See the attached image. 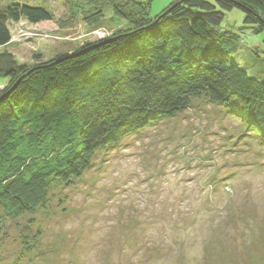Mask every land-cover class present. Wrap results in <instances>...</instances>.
Wrapping results in <instances>:
<instances>
[{
	"label": "rangeland",
	"instance_id": "obj_1",
	"mask_svg": "<svg viewBox=\"0 0 264 264\" xmlns=\"http://www.w3.org/2000/svg\"><path fill=\"white\" fill-rule=\"evenodd\" d=\"M102 1L0 0L53 15L10 23L12 39L0 52L30 62L61 41L82 42L83 33L102 39L106 28L119 29L112 13L103 26L83 19ZM175 1L153 0L150 17ZM243 19L241 9L225 12L221 30L238 37L228 34L236 61L264 76L263 33L254 35ZM7 230L0 264H264V145L224 106L195 97L175 117L97 151L79 178Z\"/></svg>",
	"mask_w": 264,
	"mask_h": 264
},
{
	"label": "trees",
	"instance_id": "obj_2",
	"mask_svg": "<svg viewBox=\"0 0 264 264\" xmlns=\"http://www.w3.org/2000/svg\"><path fill=\"white\" fill-rule=\"evenodd\" d=\"M152 1L96 3L83 19L103 26L109 10L119 28L104 27L102 39L83 33L30 62L0 52V241L10 223L79 178L97 151L175 117L195 97L224 106L264 145V76L236 61L228 34L238 37L221 30L225 12L238 8L264 43V0H176L150 17ZM52 18L41 5L0 7V47L12 39L10 23Z\"/></svg>",
	"mask_w": 264,
	"mask_h": 264
}]
</instances>
